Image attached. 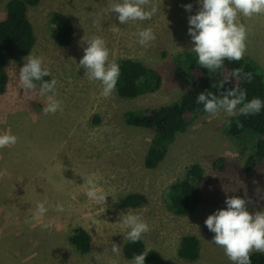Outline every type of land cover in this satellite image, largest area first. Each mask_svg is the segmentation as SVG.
<instances>
[{
    "label": "rangeland",
    "instance_id": "1",
    "mask_svg": "<svg viewBox=\"0 0 264 264\" xmlns=\"http://www.w3.org/2000/svg\"><path fill=\"white\" fill-rule=\"evenodd\" d=\"M6 1H0V19ZM109 3L39 0L28 5L27 17L36 37L28 55L43 57L50 68L63 111L44 116L46 100L30 99L19 88L17 75L27 56L7 63V86L0 93V134L11 132L18 142L0 149V264H112L114 259L130 264L132 258L111 252L113 243L122 249L126 241L119 222L129 212L141 214L149 223L151 230L142 240L166 259L180 264L232 263L223 248L211 242L214 233L204 221L225 207L226 197L244 198L249 212L264 209V159L249 172L242 167L254 136L246 133L235 143L224 132L226 115L197 109L188 128L169 143L162 161L147 168L143 156L153 130L132 126L123 117L127 110L143 112L170 103L189 87L188 77L174 75L171 57L191 47L188 17L200 5L197 0H151L158 9L151 20L121 24L115 13L106 14ZM186 4L192 5L191 12L185 10ZM54 11L66 14L72 25L68 46L58 45L49 35L48 18ZM242 23L248 30L245 54L264 74V15L244 17ZM144 27L156 34L147 48L135 43V32ZM84 36L102 37L110 61L132 58L155 68L162 75L161 86L133 98L120 97L116 91L103 97L99 81H89L78 67L87 46L81 44ZM191 164L202 168L201 201L193 213L178 215L168 208L166 192ZM89 177L96 181L97 191L109 194L104 208L95 207L87 196ZM127 192L144 194L147 203L120 206L118 199ZM45 201L48 211L40 217L36 206ZM57 205L64 211H57ZM77 225L90 234L91 248L85 254L68 243L67 236ZM186 234L200 242L199 255L192 261L177 255L179 240Z\"/></svg>",
    "mask_w": 264,
    "mask_h": 264
},
{
    "label": "clouds",
    "instance_id": "2",
    "mask_svg": "<svg viewBox=\"0 0 264 264\" xmlns=\"http://www.w3.org/2000/svg\"><path fill=\"white\" fill-rule=\"evenodd\" d=\"M199 10L188 17V34L191 38V47L188 49L195 54L200 67L208 70V74L218 73L225 60L229 62L240 61L246 52L248 30L242 23V18L264 15V0H197ZM186 11L191 12L192 5H184ZM157 7L151 0H110L105 9L107 15L116 14L121 24L136 21L151 20L157 12ZM135 43L141 47H150L156 39V34L150 27L140 28L135 32ZM83 56L78 67L85 70V75L91 82L99 81L102 86L101 95L108 98L116 91L120 78V67L115 61H110V51L106 41L100 36L82 38ZM17 75V74H16ZM19 88L33 98H44L46 103L42 109L44 116L55 115L63 111L62 101L57 98V80L51 77L49 67L44 63L43 57L27 55L23 66L18 72ZM239 83L230 89L215 94L212 91L200 92L196 96V103L203 105L204 112L227 117L258 115L264 110V100L259 97L247 98V90L240 87L241 83L251 82L253 74L235 69L222 78L217 87L223 89L231 78ZM18 137L11 132L0 134V149L14 146ZM87 196L95 202V207H105L106 196L104 191H97L96 181L89 177L87 180ZM225 207L216 209L209 214L204 224L214 233L212 243L222 247L225 255L232 264H251L252 252L264 253V209L249 212L247 201L239 196L226 197ZM45 202L37 204L38 216L43 217L48 209ZM57 211L63 212L62 205H57ZM26 223L30 220H26ZM48 228V224H42ZM119 233L124 240L135 244L151 230L149 223L139 213L129 212L120 217ZM152 249L148 248L133 256L130 264H145V259ZM111 252L115 257L122 253L120 246L112 244ZM112 264H118L114 259Z\"/></svg>",
    "mask_w": 264,
    "mask_h": 264
},
{
    "label": "trees",
    "instance_id": "3",
    "mask_svg": "<svg viewBox=\"0 0 264 264\" xmlns=\"http://www.w3.org/2000/svg\"><path fill=\"white\" fill-rule=\"evenodd\" d=\"M38 1L7 0L5 3V16L0 19V93H3L7 86L4 67L10 61H22L31 52L35 43L36 37L27 17V8L28 5H36ZM48 23L50 37L58 45L68 46L72 40V25L68 16L61 11H54L50 14ZM171 60L174 75L180 78L188 77L189 87L170 103L147 108L143 112L127 110L123 113L128 124L153 130L150 144L143 156V165L147 168H154L162 161L169 143L188 128L196 110L203 109L202 104L195 102L198 93L207 90L219 94L239 83L233 77L223 89L217 87V83L235 69L239 68L253 74L251 82L240 84V87L247 90V98L259 97L264 100V74L256 62L246 54L240 61L225 60L219 72L212 75L208 74L207 69L200 67L195 54L187 49L174 53ZM116 63L120 67V78L116 88V93L120 97L133 98L143 93L154 92L162 84V75L138 59L121 58ZM224 132L235 143H240L246 133L254 136L255 141L243 161L244 171L253 170L256 163L264 159V110L258 115L248 117H227ZM201 176L202 168L197 164H191L181 177L168 186L166 201L171 211L178 215H188L195 211L201 201L198 186ZM146 203L147 197L139 192H127L118 199V204L125 208H136ZM67 239L78 253L85 254L90 251V234L84 227L80 225L73 227ZM145 249L148 248L142 239L135 244L125 241L122 245V253L127 258H133L135 254ZM150 249L152 251L146 256L145 264H180L164 258L157 250ZM199 249L200 242L195 235H182L177 255L186 261H192L198 257ZM250 259L251 264H264V253L254 251L250 254Z\"/></svg>",
    "mask_w": 264,
    "mask_h": 264
}]
</instances>
